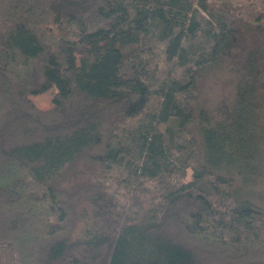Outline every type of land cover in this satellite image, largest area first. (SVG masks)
<instances>
[{"label":"trees","instance_id":"trees-1","mask_svg":"<svg viewBox=\"0 0 264 264\" xmlns=\"http://www.w3.org/2000/svg\"><path fill=\"white\" fill-rule=\"evenodd\" d=\"M232 2L0 0V264H264V0Z\"/></svg>","mask_w":264,"mask_h":264},{"label":"rangeland","instance_id":"rangeland-1","mask_svg":"<svg viewBox=\"0 0 264 264\" xmlns=\"http://www.w3.org/2000/svg\"><path fill=\"white\" fill-rule=\"evenodd\" d=\"M233 9L238 11L246 8L247 5L251 3H255L257 0H232ZM232 76V72L228 70L227 67H223L219 70L212 72L208 81L205 84V93L209 96L211 100H215L220 96V94L227 92L229 89L226 88L228 82L227 80L230 79ZM54 94V89H49L43 93L32 95L30 99L33 101L35 106L46 109L53 105L52 96ZM191 170H186V178L190 179Z\"/></svg>","mask_w":264,"mask_h":264}]
</instances>
